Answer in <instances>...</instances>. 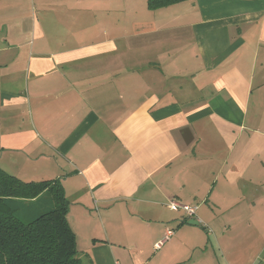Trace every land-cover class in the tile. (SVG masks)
<instances>
[{
  "label": "crops",
  "instance_id": "crops-1",
  "mask_svg": "<svg viewBox=\"0 0 264 264\" xmlns=\"http://www.w3.org/2000/svg\"><path fill=\"white\" fill-rule=\"evenodd\" d=\"M0 165L83 264H264V0H0Z\"/></svg>",
  "mask_w": 264,
  "mask_h": 264
},
{
  "label": "trees",
  "instance_id": "trees-1",
  "mask_svg": "<svg viewBox=\"0 0 264 264\" xmlns=\"http://www.w3.org/2000/svg\"><path fill=\"white\" fill-rule=\"evenodd\" d=\"M184 0H148L152 8ZM49 196L54 208L27 221L24 211ZM60 179L24 180L0 165V264H83Z\"/></svg>",
  "mask_w": 264,
  "mask_h": 264
},
{
  "label": "rangeland",
  "instance_id": "rangeland-1",
  "mask_svg": "<svg viewBox=\"0 0 264 264\" xmlns=\"http://www.w3.org/2000/svg\"><path fill=\"white\" fill-rule=\"evenodd\" d=\"M11 171H14V170H11ZM28 174V173H27ZM25 177V176H24ZM54 179V178H52ZM66 194V192H65ZM67 199L69 200L68 198V195H66ZM54 201L49 197V196H45L43 198H41L37 203L34 204V206L32 208H34L35 210V213H31V212H28L29 208L26 207V209H24V211L26 212L27 216L26 218L24 216H22L21 214L19 215L22 219H25L27 221L31 220L33 217L39 215L40 213L42 212H46V211H49L51 209L54 208ZM76 229V227H75ZM82 230L80 229H77V232H78V236L79 239H80V242H82V245H80V247L82 248L83 245L87 246V242H86V236H84L83 234H87V233H84V232H81ZM83 236L85 237V240L83 241L81 238H83ZM86 264V263H85Z\"/></svg>",
  "mask_w": 264,
  "mask_h": 264
},
{
  "label": "built area",
  "instance_id": "built-area-1",
  "mask_svg": "<svg viewBox=\"0 0 264 264\" xmlns=\"http://www.w3.org/2000/svg\"><path fill=\"white\" fill-rule=\"evenodd\" d=\"M168 205L172 210H175V211L183 210L188 217H194L198 210V206L196 205L180 203L177 200H171L168 203ZM173 235H174V230L169 228L165 236L156 243V247L161 248L168 240L172 238Z\"/></svg>",
  "mask_w": 264,
  "mask_h": 264
},
{
  "label": "water",
  "instance_id": "water-1",
  "mask_svg": "<svg viewBox=\"0 0 264 264\" xmlns=\"http://www.w3.org/2000/svg\"><path fill=\"white\" fill-rule=\"evenodd\" d=\"M189 223L190 224H198L199 222L196 220V219H191L190 221H189Z\"/></svg>",
  "mask_w": 264,
  "mask_h": 264
}]
</instances>
